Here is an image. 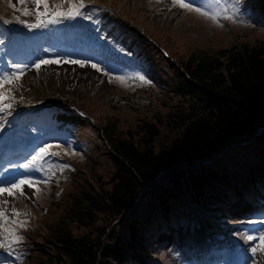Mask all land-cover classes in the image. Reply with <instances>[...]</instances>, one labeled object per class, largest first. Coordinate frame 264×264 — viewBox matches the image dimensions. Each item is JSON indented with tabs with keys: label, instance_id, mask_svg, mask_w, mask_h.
<instances>
[{
	"label": "rangeland",
	"instance_id": "obj_1",
	"mask_svg": "<svg viewBox=\"0 0 264 264\" xmlns=\"http://www.w3.org/2000/svg\"><path fill=\"white\" fill-rule=\"evenodd\" d=\"M213 1L210 0L211 7L221 13L218 22L194 11L181 9L178 5L173 6L171 0H84L85 8L82 11L90 17L89 19L81 16L74 20H62L59 24L75 23L71 25L76 31H81L87 24L97 20L98 25L91 32L92 34L85 31L88 41L86 45L90 44L100 55L97 58H88L68 48L54 49L47 45L42 46L44 49L35 48L37 50L33 51V48H28L27 51L30 42L35 40L37 43L42 29L50 31L57 28L49 24L41 29H29L25 24L17 22L16 17L19 16L20 20L28 23H35V17L23 16L19 11L9 7L8 0H0V33L3 35H0V45L2 43L11 46L13 42H18V45L26 46L21 47V52L28 57L25 61L20 57L15 61V64L28 66L25 75L19 81V85L22 86L17 87L16 82L11 85L5 84L6 89H14L12 94L16 99L11 101L13 107L8 113L0 114V128L3 133L0 144L6 142L1 147V151L9 154L8 146L15 140L20 142L19 147L25 146L28 149L31 144L29 141L25 143L30 137L26 127L32 130L35 124H41L42 119L24 127L17 122L18 128L15 130L11 124L24 115L26 117L29 114L28 120L33 118L36 104L45 100L74 105L91 117L92 121L91 123L81 121L80 125L74 119H70L71 112L57 108L50 112L45 111L39 116L47 118V131L53 133L38 143L29 155H35L44 144H52L53 148L50 151L58 152L59 156L46 157L49 158L48 162L51 161L50 165L54 164L50 171H47L48 176L39 174L38 169L34 167L27 170L34 180L51 177L47 184L39 185V192L25 186V192L31 199L19 193L14 197L8 196L7 193L0 196V208L9 213L12 208L25 213L19 217L9 215L8 219L26 222L24 227L11 223L5 225L9 229H14L16 235L21 237L19 243L12 242L11 237L5 240L4 236L7 234L4 228H0L2 234L0 243L10 245L4 247L6 255L0 258V264H38L39 259L43 258L38 255V248L43 247L42 245L63 217L66 205L71 202L69 194L77 195L82 189L97 190L102 186L106 188L112 168L105 157L101 156L103 148L101 141L105 143L103 138L107 140V136L103 135L104 132H100L101 128H110L112 135L116 136L128 128L133 129L142 120L152 121L151 116L156 112L161 111V114H165L168 111L167 105L171 101L176 102L179 98L181 100L182 96H186L178 87L177 74L170 71L174 67L171 66L173 60H185L197 52L214 55L219 50L228 49L233 45L240 43L252 45L264 40V12L256 9L254 0H216L217 3ZM11 2L17 8L22 7L17 0ZM53 2L60 4L64 3V0H49L50 5ZM210 2L206 3L210 4ZM198 4L194 6H200V3ZM64 7L67 8L66 3ZM234 8L242 12L245 18L240 19L238 13L234 14ZM226 16L232 19H226ZM67 25H59L63 31L60 32L63 33L62 35H67L69 32L66 29ZM47 36L48 34H45L44 38ZM72 42L74 41L69 43ZM159 46L167 51L168 58L157 53ZM13 47L15 48V43ZM45 48L48 50L47 53H43ZM7 50L12 51V47H7ZM92 52L96 53L95 50ZM101 57L109 60L113 66L124 67L125 71L118 72L116 71L118 68L112 67L111 64L109 67L104 66ZM55 58L83 60L88 63L85 67L71 63L42 65L39 72L32 67L39 60ZM118 60L126 63V67ZM2 61L5 62L3 66H9L5 60ZM92 63L99 64L108 75L95 71L91 67ZM10 64L12 65V62ZM140 76H143L144 80L137 78ZM117 77L125 79L120 81L116 79ZM28 102H31L30 105L34 103L35 105L26 106ZM57 114L59 117H55ZM13 115L15 116L11 119ZM4 118L10 120L7 126L4 124ZM45 125L42 127V134ZM258 135L259 137L264 135V125L258 130ZM35 136L41 137L39 134L31 135V140H34ZM244 151L245 148L238 146L233 147L229 154L223 151L218 167L228 171L226 173L232 174L233 177L217 182L213 198L200 199L197 195L189 194L184 202L190 208L184 210L185 205H182L183 208L176 206L171 217L161 218L159 223L153 222L152 227L149 226L150 231L144 237V242L137 243L135 261L131 260L129 264H191L183 261L181 257L186 256L183 250L185 245L186 249H191L190 242L194 241L193 239L205 243L199 248L204 247L205 251L207 248L210 249L211 253L209 251L207 254L211 257L218 254L216 244L227 243L234 247L242 246L243 251L239 249L243 257L242 264H253L254 261L256 264H264V254L253 257L250 251L258 241L248 242L245 239L247 235L258 236L264 231V216H260L264 212L262 189L264 162L253 164L254 178L236 173L237 169H233L236 160L239 159L238 161L241 162L239 165H244L243 160L251 162L253 159V156L247 155V151L244 154ZM210 161L206 160L205 164H209ZM21 164L25 163L16 161L6 165L0 177L3 174L15 173L20 168L17 166ZM62 164L70 167L60 171L58 166ZM50 165L45 166L44 169ZM22 176L25 174L0 183V187H6ZM259 187L262 189L260 196L257 193ZM249 192L251 197L252 194L254 197V193L257 196L252 200H246L244 193H248L249 196ZM5 200L8 201L7 204L3 203ZM252 221L257 222L252 223ZM115 228L117 229L118 225L111 226V230ZM72 231L74 234L85 232L84 229L73 225ZM192 257L195 256L192 254ZM192 257L190 253L188 259L193 261ZM202 257L201 255L196 257L195 263L213 264L211 261H203ZM4 258H8V261L3 260Z\"/></svg>",
	"mask_w": 264,
	"mask_h": 264
},
{
	"label": "trees",
	"instance_id": "obj_2",
	"mask_svg": "<svg viewBox=\"0 0 264 264\" xmlns=\"http://www.w3.org/2000/svg\"><path fill=\"white\" fill-rule=\"evenodd\" d=\"M253 4L264 12V0ZM177 62L181 72L170 71L186 96L116 136L102 128L108 141L101 156L112 168L107 186L69 194L63 217L38 248V264H129L153 222L171 217L189 194L206 199L218 181L233 177L218 167L223 151L238 146L253 156L244 165L236 160L241 175L253 176V164L264 162V135L257 134L264 125V40ZM72 225L85 232L74 234Z\"/></svg>",
	"mask_w": 264,
	"mask_h": 264
},
{
	"label": "snow or ice",
	"instance_id": "obj_3",
	"mask_svg": "<svg viewBox=\"0 0 264 264\" xmlns=\"http://www.w3.org/2000/svg\"><path fill=\"white\" fill-rule=\"evenodd\" d=\"M173 6H179L181 9H185L188 11H194L206 18L212 19L214 22H218V17L221 15L219 11L212 8L205 0H200V6H194L196 0H191V2H186V0H171ZM17 3L20 4L22 7L17 8L15 4L8 0L9 7L12 8L14 11H19L23 16H34L35 23H28L27 21L20 20V17H16V21L19 23L25 24V26L29 29L34 28H41L47 27L49 24H57L60 23L62 20L66 19H76L77 17L83 16L85 19H89L90 17L85 15L82 9L85 8L84 0H64V3L57 4L53 2L51 5L49 0H17ZM67 4V8L65 9L64 4ZM29 4L31 7H29ZM226 19H232L230 16H226ZM10 22V21H5ZM77 64L80 67H85L88 61L83 60H68V59H42L32 65L33 68L37 72L41 69L42 65H51V64ZM12 67L16 69V71L9 73H5L4 75L0 76V113H8L13 105V100L16 97L12 94L14 89L13 88H5V84H13V82L17 83V87L19 85V81L25 75V69L28 67L24 64H13ZM91 67L97 72H103L104 75H108L107 72H104V69L100 67L97 63H92ZM140 80H144L143 76L137 77ZM116 79L123 81L124 77H117ZM111 82V81H109ZM59 147V145H56ZM53 148L52 144H44L39 148V150L31 157L28 163L18 165L17 167L23 168L25 170L31 169L38 161L45 159L48 156H59L58 152H51L50 149ZM67 154V153H66ZM59 170L63 171L70 166L67 164L59 165ZM49 177L48 179H50ZM48 179L45 180H34L27 176H22L21 178L12 181L6 187H0V196H3L7 193L8 196L14 197L15 194L19 193V195L24 196L27 199H31L25 192V186L29 189H34L35 192H39L40 188L39 185L41 183L47 184ZM33 193V195L35 194ZM4 204H7L8 201H3ZM11 215L13 217H19L21 215H25V213L18 212L15 208L11 209V212H7L5 209L0 208V228H4V232L7 234L4 236V239L7 240L11 237L12 242L19 243L21 237L16 235L14 229H9L5 227V225L11 223L18 225L19 227H24L26 222L19 221V220H9L8 216ZM257 221H252V223H256ZM2 235V234H0ZM245 239L248 242L258 241L254 246L250 248L251 254L255 257L257 254H264V231H261L258 236L255 235H247ZM10 247V245H6L0 243V247ZM253 264H256L254 261Z\"/></svg>",
	"mask_w": 264,
	"mask_h": 264
},
{
	"label": "bare ground",
	"instance_id": "obj_4",
	"mask_svg": "<svg viewBox=\"0 0 264 264\" xmlns=\"http://www.w3.org/2000/svg\"><path fill=\"white\" fill-rule=\"evenodd\" d=\"M205 2H210V0H205ZM238 15L241 18L244 17L243 13L238 12ZM96 27H97V24L95 21L87 24L83 29H81V31H76L73 25H67L66 29L69 30V32L67 35L59 36L58 37V39H59L58 43H54V42H52L53 39H51V40L49 39L51 32H50V35H48L47 37L44 38L45 34H48V30L44 31L45 29H42L39 32L41 34V36L38 38V40L36 39L37 43L35 40H33L32 42H30L29 47H27L26 50L29 51L28 48L35 49V48H39V46H43V45H47V46L55 49V47L57 45H59V43H62V38H64L65 41H68L72 37L80 36L82 41H79V42L74 41V42L70 43L71 48H74L75 51L79 52L80 54H84V55H86L88 57H92V58H97L100 54L98 53V51L96 49L92 48V46L90 44L86 45V43L88 41H86L87 34L85 33V31H86L89 34H92L91 32H93ZM38 44H39V46H38ZM34 45H36V46H34ZM21 47L22 46L15 43V49H21ZM22 48H24V47H22ZM93 50H95L96 53L92 52ZM18 57L22 58L23 60L27 58V56H25L22 52L15 53V55H14V53H12L11 51L7 52L4 49L0 48V60H5L8 63L9 66H4L8 71L14 70L12 65L10 64L12 62L11 59L17 60ZM2 74H3V70H0V76ZM45 124H46V119H42L41 124L40 125L35 124L34 125L35 128H33L32 130L30 128L26 127L27 128L26 132L30 133L29 140H25V143H28V141H29V143L31 144V145H29L28 148L33 147L37 142H39L43 138H45V134L41 133L43 130L42 127ZM36 134H39L41 137L35 136V139L31 140V135H36ZM2 137H3L2 128H0V141H2ZM5 143L6 142L3 141V143L0 144V165L4 164L5 162L15 161L17 156H19L22 153H25L27 150V148L25 146L19 147L20 142H18V141L16 142V140H15L9 144V146H8L9 154H8L5 151H3V152L1 151V147L4 146ZM40 163L43 164L44 166H46L44 163V159L41 160ZM24 170L25 169H23V168H19V170H16L15 173L3 174V176L0 177V182L8 181L9 179L14 178V176H16L18 173L23 172ZM263 214L261 213L260 216H262ZM263 224H264V222H263ZM190 244H191V249H186V250H189L191 253H193L194 241H191ZM216 246L218 247V254H217V256H215V259L217 261H219L220 263H223V264H240L241 257H237L236 255H233V256L230 255V254H235V252L237 250H235L234 252H231L233 248H231L230 245H227L226 243L225 244L224 243L223 244H217ZM240 248H241V251H243L242 246H240ZM201 249H205V248L202 247ZM0 251H1L0 257L5 256L3 254L4 247H0ZM225 255H226V257H225Z\"/></svg>",
	"mask_w": 264,
	"mask_h": 264
}]
</instances>
